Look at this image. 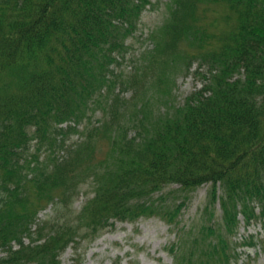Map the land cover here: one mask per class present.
I'll list each match as a JSON object with an SVG mask.
<instances>
[{"label": "trees", "instance_id": "1", "mask_svg": "<svg viewBox=\"0 0 264 264\" xmlns=\"http://www.w3.org/2000/svg\"><path fill=\"white\" fill-rule=\"evenodd\" d=\"M152 4L0 0V264H61L68 247L142 217L175 232L171 264L264 250L255 235L236 240L239 215L246 228L264 222V0H168L151 49L116 70ZM193 63L204 84L180 103L174 77ZM67 121L85 126L58 127Z\"/></svg>", "mask_w": 264, "mask_h": 264}, {"label": "rangeland", "instance_id": "2", "mask_svg": "<svg viewBox=\"0 0 264 264\" xmlns=\"http://www.w3.org/2000/svg\"><path fill=\"white\" fill-rule=\"evenodd\" d=\"M151 2L153 4L148 5L143 11L135 34L127 42L131 48L121 67L124 71H129L142 51L151 47L150 41L146 38L167 15L168 0H151ZM195 67L196 64L191 70ZM174 78L173 93L180 103L201 87L202 79L194 73L186 75L185 72H176ZM176 187L174 185L171 188ZM207 187L203 185L190 194V200L186 201L179 217L183 225H190L202 208ZM85 198V195L80 194L72 209L78 211ZM47 213H50V208L41 212L39 219H44ZM239 218L241 225L236 240L249 235L264 240V223L256 222L245 228L242 217ZM169 227L156 217L140 218L134 223L115 222L93 242H83L77 249L74 246L68 247L60 256V261L61 264H171L172 258L168 254L167 247L175 240V232L170 231ZM238 251L241 255L239 264H264L263 249L242 247L238 248ZM1 255L3 253H0Z\"/></svg>", "mask_w": 264, "mask_h": 264}]
</instances>
